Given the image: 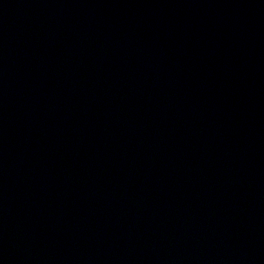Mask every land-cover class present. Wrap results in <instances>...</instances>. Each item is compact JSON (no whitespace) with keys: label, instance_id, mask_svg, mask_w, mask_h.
I'll list each match as a JSON object with an SVG mask.
<instances>
[{"label":"water","instance_id":"1","mask_svg":"<svg viewBox=\"0 0 264 264\" xmlns=\"http://www.w3.org/2000/svg\"><path fill=\"white\" fill-rule=\"evenodd\" d=\"M0 264H264V0H0Z\"/></svg>","mask_w":264,"mask_h":264}]
</instances>
